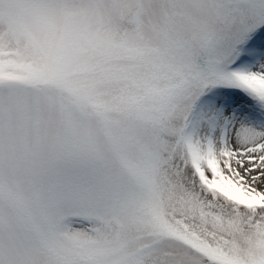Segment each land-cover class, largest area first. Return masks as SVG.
<instances>
[{
	"label": "snow or ice",
	"instance_id": "obj_1",
	"mask_svg": "<svg viewBox=\"0 0 264 264\" xmlns=\"http://www.w3.org/2000/svg\"><path fill=\"white\" fill-rule=\"evenodd\" d=\"M0 264H264V0H0Z\"/></svg>",
	"mask_w": 264,
	"mask_h": 264
}]
</instances>
